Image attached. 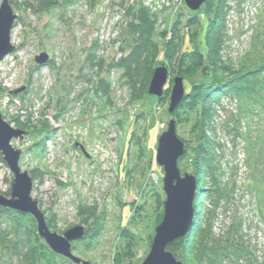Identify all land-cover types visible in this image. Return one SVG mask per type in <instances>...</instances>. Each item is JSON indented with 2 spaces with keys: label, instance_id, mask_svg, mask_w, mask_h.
<instances>
[{
  "label": "rangeland",
  "instance_id": "rangeland-1",
  "mask_svg": "<svg viewBox=\"0 0 264 264\" xmlns=\"http://www.w3.org/2000/svg\"><path fill=\"white\" fill-rule=\"evenodd\" d=\"M146 3L149 0H59L44 9L36 1L10 0L17 15L11 32L15 50L0 62L2 118L26 133L11 145L22 152L21 171L36 177L31 197L46 225L60 236L82 226L84 237L71 243V251L88 264H141L163 217L160 203L165 197L161 190V200L152 189H162L164 174L155 153L158 138L167 129L163 112L168 105L149 96L134 100L122 62L145 41L129 26L139 10L153 12ZM158 6L154 38L162 44L164 31L176 37L175 43H167L163 59H148L154 70L162 64L167 67L165 91L179 75L181 47L205 53L207 45L205 26L187 29L186 21L195 13L183 0H159ZM220 12L222 44L215 47L217 56L221 63L237 67L248 51L261 48L253 37L264 25V0H224ZM41 54L48 56L42 66L35 63ZM189 84L183 80L186 93ZM21 88L24 91L11 95ZM259 113L248 124L236 100L224 97L216 106L211 127L220 146L216 156L224 172L221 180L235 189L232 202L222 203L215 212L212 232L222 236L232 217H241L252 259L264 264V226L247 194L246 181L254 183L247 175L241 138L262 125ZM187 131L179 129L177 134L190 140ZM178 170L181 176L193 174L183 159ZM12 179L1 161L0 194L10 192ZM202 205L210 208L207 201ZM24 232L23 226L15 229L8 214H0V264H29V246L38 243ZM41 261L36 259L35 264H73L59 256Z\"/></svg>",
  "mask_w": 264,
  "mask_h": 264
},
{
  "label": "trees",
  "instance_id": "trees-1",
  "mask_svg": "<svg viewBox=\"0 0 264 264\" xmlns=\"http://www.w3.org/2000/svg\"><path fill=\"white\" fill-rule=\"evenodd\" d=\"M32 1L39 2V7L47 9L57 5L59 0ZM66 1L70 3L72 0ZM223 1L206 0L199 12L189 15L186 21L187 29L190 30L197 26L199 31L202 26H205L207 51L201 53L196 49L192 50L181 45V55L176 63L179 70L178 77L189 82L190 88L187 93L185 92L182 102L172 116H169L167 111L163 112L164 122L170 119L175 120L176 134L179 129L188 128L187 133L190 135V140H185L177 134L185 148V153L179 160H186L187 167L196 176L200 191L194 200L195 222L191 233L185 238L173 241L166 247V250L182 264H195V261L196 264H218L223 261L231 264H256L252 259L249 246L244 242L245 222L241 217L234 215L222 236L215 237L212 232L215 212L222 203L232 202L235 189L234 185L230 186L221 180L224 172L220 158L216 156V150L220 146L216 144L214 129L211 127L216 106L220 105V99L224 97H229L239 103L248 124L259 117L260 112L262 125L258 126L255 132L249 129L242 133L241 138L244 142L247 175L254 183L253 185L250 181H246L248 183L247 194L254 202L256 217L264 226V32H261L264 30V25L259 26L260 30L256 32L255 38L253 37L254 42L261 45L260 49L255 47L252 51H248L244 59L239 60L237 67L221 63L215 47L222 44L223 21L220 8ZM156 14L157 12L150 13L146 9H141L134 16V23L129 26L139 40H145L122 60L127 69L132 98L137 101L148 98L147 90L154 72L153 64L148 62V59L153 61L156 56L157 59H163L166 55L167 43L176 42L174 32H162L160 34L162 44L154 38L153 19ZM199 17H202V22L199 21ZM187 39L191 45L192 39L189 35ZM162 46L164 51L160 53L159 49ZM169 95L168 86L158 102L162 101L168 105ZM31 179L36 180V177L33 175ZM152 190L155 195L159 192L160 196H158L162 200V189ZM9 193L4 196L8 197ZM202 201H207L210 208L204 207ZM160 205L162 209L163 202ZM3 213L8 214L12 219L15 229L25 227L24 234L27 239H35L38 243L37 246L34 244L29 246L31 248V255L28 256L29 264H35L36 259H39L41 263L43 258L51 257L53 260L56 257L43 245L31 216L0 208V214Z\"/></svg>",
  "mask_w": 264,
  "mask_h": 264
},
{
  "label": "water",
  "instance_id": "water-1",
  "mask_svg": "<svg viewBox=\"0 0 264 264\" xmlns=\"http://www.w3.org/2000/svg\"><path fill=\"white\" fill-rule=\"evenodd\" d=\"M206 0H183L185 8L191 13H197ZM17 15L13 12L10 0H1L0 4V62L13 53L15 47L11 43V32L14 28ZM48 61L46 54L35 58V63L42 66ZM168 80V69L165 65L155 68L148 86V96L159 101L164 93ZM21 88L11 95L24 91ZM185 95L183 79L175 77L169 95L167 114L172 116L177 106ZM26 133L13 129L2 118L0 111V156L7 166L13 179L9 196L0 194V208L15 211L31 216L35 223L38 236L45 242L51 252L73 264H88L72 254L71 243L81 241L84 237V228L76 226L63 235L52 233L45 221V217L38 207V203L31 197L33 182L28 172H22L19 161L22 152L15 150L11 141H21ZM185 153L184 143L177 137L174 119L167 122V129L157 141L155 163L163 170L162 192L165 197L163 202V217L161 223L155 228L154 237L148 255L141 264H182L177 261L166 247L175 240L185 238L191 233L194 225V200L200 192L194 174L180 175L178 160Z\"/></svg>",
  "mask_w": 264,
  "mask_h": 264
},
{
  "label": "built area",
  "instance_id": "built-area-1",
  "mask_svg": "<svg viewBox=\"0 0 264 264\" xmlns=\"http://www.w3.org/2000/svg\"><path fill=\"white\" fill-rule=\"evenodd\" d=\"M158 2L159 0H149V3H146L145 6L155 11L159 8Z\"/></svg>",
  "mask_w": 264,
  "mask_h": 264
}]
</instances>
